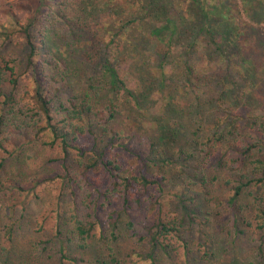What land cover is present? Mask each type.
<instances>
[{"label": "rangeland", "instance_id": "1", "mask_svg": "<svg viewBox=\"0 0 264 264\" xmlns=\"http://www.w3.org/2000/svg\"><path fill=\"white\" fill-rule=\"evenodd\" d=\"M125 1L0 0V63L5 61L13 69L11 77L18 80L15 89L11 83L5 89L30 100L33 84L22 30L31 22L36 32L46 27L55 39L54 51L60 50L66 65L64 74L58 67L61 72L56 70L52 80L59 98L67 107L86 110L82 124L87 129L92 121L96 133L106 125L111 135L119 133L114 149L128 157L121 163L136 172L142 164L149 177H163L162 187L155 184L149 192L133 184L126 201L119 194L89 187L87 180L96 183L102 168L83 176L84 167L73 160L77 152L65 153L48 129L24 131L0 150V264H74V257L103 264L108 262L109 248L119 264H264V239L250 195L264 192V184L245 192L239 201L243 211L234 215L230 204L234 177L227 166H218L217 157L212 167L202 168L199 144L233 127L224 123L219 129L211 128L213 116L198 105L216 95L229 74L235 79L239 65L257 85L252 106L242 110L259 112L264 121V0H186L185 6L165 0L167 9L157 12L161 20L144 16L147 0L132 8ZM203 11L211 20L202 18ZM133 15L145 18L126 37H116L114 66L125 85L117 81L113 88L110 72L97 64L86 70L72 45L76 42L79 47L83 39L94 36L110 41L111 34L100 26L107 21L114 32L112 23ZM160 27L166 28L161 37L153 34ZM80 28L78 39L74 32ZM208 29H214L212 34ZM223 30L227 41L221 39ZM230 39L234 41L227 53L224 43ZM221 48L229 60L223 59ZM194 85L203 87L195 92L190 88ZM131 91L135 97L129 96ZM93 137L79 140L84 150L90 149ZM119 143H127L131 152ZM181 150L185 156L178 153ZM219 150L212 151L218 155ZM149 151L156 162L146 167L138 156ZM136 155L137 160L132 158ZM103 180L104 185L111 183ZM74 214L96 225L84 250L73 234ZM112 216L118 219L116 228ZM161 222L179 227L163 249L152 241ZM60 240L69 260L61 258Z\"/></svg>", "mask_w": 264, "mask_h": 264}, {"label": "trees", "instance_id": "2", "mask_svg": "<svg viewBox=\"0 0 264 264\" xmlns=\"http://www.w3.org/2000/svg\"><path fill=\"white\" fill-rule=\"evenodd\" d=\"M171 1L174 6L175 1ZM178 3L181 6H185L186 0H178ZM127 4L130 6L129 8H132L139 5V0H126L125 5ZM165 5V0H147L146 5L142 8L144 16H154L157 20H161V13L157 14V12L161 9H167ZM154 10H156V13L151 15ZM237 10L239 11V8ZM245 10L248 13L252 11L250 8H246ZM144 18L137 15L127 20L121 19L122 21L119 23L114 22L112 23L115 24L113 28L114 32L109 29L108 24L111 23L106 21L105 25L100 26V30H108L107 32L111 34L110 41H106V39L99 38L98 36L86 37L78 47L73 39L71 44L74 42L72 46L76 47L74 54L80 58V62L86 70L91 71L89 66L92 64L101 66L103 70L107 69V72H110H108V76L111 79L113 88L116 87L117 81L121 85H125V82L118 78L117 74L119 72L117 71V67L114 66V64H117L116 59L118 58V55H116V37H126L133 27L140 26ZM202 18L206 21L211 20V17L206 12H204ZM66 23L69 24L68 22ZM33 26L34 22H31L22 30V33L26 36V45L29 50L27 53V71H29L30 80L33 84L32 93L29 94L31 95L30 100L24 101L21 94L10 93L5 89L4 86L7 83H11L15 89L18 80L11 77L10 71H13V69H10L5 61L0 63V150L4 149L7 144L13 142L15 137L23 134L28 129H33L36 133L45 132L48 129L53 137H55V141L59 140L65 153L69 154L71 150L77 152V157L73 160H77L79 167H84L83 176L89 173L88 171L92 172L93 170L102 168V174L96 183L94 179H86L89 187L98 190L105 189V192L119 194L124 196L126 201L129 200L128 196L131 194L130 190L133 184L142 186L144 188L142 190H146V192H149L150 188L155 184L162 187L163 177H157L156 175L149 177L142 170V164L141 169L136 172L135 167L121 163V159H127L128 157H123L120 152L114 149V142H119L118 139H121L119 138V133L111 135L108 131V125L103 128V131L96 133L92 121L90 122V129H87V125L82 124L86 110L77 105L67 107L64 101L59 98V95L53 89L52 80L58 67H62V72L57 71L61 72L62 75L64 74L66 68L65 62L62 60L63 57L59 55L60 50L54 51L55 39L46 27L44 30L36 32V30L32 29ZM72 27L78 28L79 26ZM161 30L164 32L166 28H155L153 34L161 37ZM203 30L204 28L202 27L200 31ZM212 30L214 29H208L209 34H212ZM81 32L82 29L80 28L74 32V36L78 38ZM38 34H41V36ZM7 36L10 37L8 34ZM220 36L221 39L227 41V34H225L224 30L220 33ZM233 41L234 39H230L224 43L227 53L232 49L230 46ZM67 45L69 46L70 43ZM219 51L222 52L223 59L229 60V57L223 53L222 48ZM236 72L237 76L235 79L229 74L225 79L226 81L220 82L222 87L217 90L218 93L216 95H210L204 101L198 103L199 107L208 108V112L213 116L212 120L215 121V124L213 121L211 128L219 129L224 123L233 127L230 132L214 133L212 136L205 138L203 143L199 144H201L202 168L212 167L214 164L213 159L217 157L218 166H227L231 172V178L234 177L232 179L235 180V187L233 188V196L230 198L231 210L234 215H237V211H243L239 201L243 198L245 192L250 187L259 189V185L262 186L264 184V121L260 117L259 112L256 113L251 109L248 114H245L242 110L246 106H252V94L257 85L253 77H249L250 73H247V70L241 68V66H236ZM199 87L203 86L194 85L190 88H193L192 90L197 92V90H200ZM129 96L135 97L134 92L131 91ZM110 108L111 104L109 105ZM114 108L113 106V110ZM59 117H62V119ZM237 131L238 136L235 137V132ZM197 135L198 132L196 133ZM86 136H94L89 150H84L79 144V140ZM198 138L203 139L199 135ZM104 145L106 148L101 149ZM117 146H122L126 151L131 152L127 143H119ZM219 148L218 155H215L216 152L212 150ZM178 153L185 156L186 151L181 150ZM189 156L190 158L195 157L192 153H189ZM138 157L141 159L140 162L144 163L146 167H148V163H151L152 160L156 162V156H153L150 151ZM132 158L137 160V155ZM63 166L67 168L65 163H63ZM103 178H106L111 183L104 185L105 180ZM70 179L73 180L74 177ZM132 194L134 195L135 193L132 191ZM250 195L255 209L254 220L264 239V192L257 190V192H251ZM117 220V218L111 217L110 221L113 228H116ZM235 220L237 221V218ZM73 221L75 224L73 234L76 237V244L81 250L87 249L88 240L96 227L95 222L80 218L77 214L73 215ZM174 224L160 223V226L152 237L156 248H166L169 235L177 232L176 228H179L177 225L174 226ZM128 227H133V223H129ZM10 231H8L9 234ZM60 244L61 258L69 260L65 254L62 240H60ZM71 261L74 264H87L86 260L79 257H74ZM103 264H119V260L112 248H109L108 262Z\"/></svg>", "mask_w": 264, "mask_h": 264}]
</instances>
